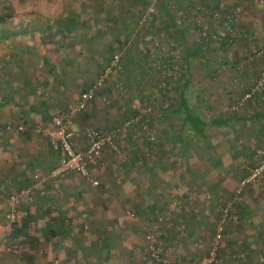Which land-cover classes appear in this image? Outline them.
I'll list each match as a JSON object with an SVG mask.
<instances>
[{"label": "crops", "instance_id": "obj_1", "mask_svg": "<svg viewBox=\"0 0 264 264\" xmlns=\"http://www.w3.org/2000/svg\"><path fill=\"white\" fill-rule=\"evenodd\" d=\"M187 2L209 12L208 20H219L220 30L211 31L221 36L220 43L204 40L193 24L184 31L193 39L182 49L187 73L198 72L203 82L185 81L182 90L187 83L193 93L180 94L181 106L173 103L165 141L130 144L119 135L126 160L106 147L90 167L98 186L75 171L53 175L58 156L46 134L30 129L18 136L14 129L0 127V264H194L207 253L218 225L223 227L219 254L225 264H264V179L241 186L245 168L257 163L248 145L264 143V101L259 96L264 95V85L235 113L231 110L253 88L257 77H248L264 66V7L258 0ZM84 5L77 8L82 13L76 20L85 25L93 18L103 20L96 6ZM177 32L178 37L184 33ZM44 34L37 42L35 64L27 61L20 68L29 71L27 76L41 69L28 88L24 86L30 100L19 89L23 80L15 82L18 87L5 100L11 103L12 119L14 114H34L47 121L75 104L97 83L100 62L106 68L109 64L101 50L110 58L118 40L112 30L89 27L66 26ZM122 35L125 42L129 32ZM134 59L137 63L138 56ZM101 88L93 92L84 114L75 118L80 131L87 125L101 131L117 127L136 99L131 93L121 105H105L104 100H110L104 92L107 85ZM9 115L2 116L4 122L11 121ZM212 123L219 136L209 140L207 127ZM76 145H84L83 136ZM136 156L146 159L140 157L137 164ZM10 196L18 197L13 203L16 223L44 224V236L1 235L10 224L5 208ZM157 210L170 218L162 224L163 234L175 246L160 260L143 254Z\"/></svg>", "mask_w": 264, "mask_h": 264}, {"label": "rangeland", "instance_id": "obj_2", "mask_svg": "<svg viewBox=\"0 0 264 264\" xmlns=\"http://www.w3.org/2000/svg\"><path fill=\"white\" fill-rule=\"evenodd\" d=\"M72 1L73 3H67L63 0L61 8H58V4H60L58 0H0V12H11L12 14L9 19L5 17L0 18V55H2V57H0V67H3V69L0 70L4 72L10 67L22 66L27 61L30 64H35L37 42L45 39L44 36L46 33L44 34V32L46 28L44 26L47 23L44 22L48 18L59 17L61 13L67 17V15H71L72 12L80 10L77 8H80L83 3L85 7L96 6V12H99L98 15L103 18L99 25L103 27L102 25L105 23L106 28L108 27L110 31L112 30V33H115L118 39L116 43L117 47L112 50V58L107 67L112 64L114 55L118 56L117 64L120 66V68L116 66L111 68V71L106 75L105 80H107L101 85V89L107 85L106 91L104 92L107 93L108 98H110L108 102L104 100L103 103L115 107L116 105L118 106L127 102L126 100L130 98L128 96L134 93L133 95L136 99L129 103L128 107L130 109L127 114L128 116L125 115L126 118L132 116L134 113L143 111L147 106L152 108L149 117L150 124L152 125H150V128L145 132L142 131L139 136H135L134 139L129 140V136H127L129 133L121 134L123 138L120 139L129 140L128 143L130 144H138V142H140L156 145L161 140L165 141V129L167 130L169 127L168 119H171L170 116L174 109L173 103L174 105H180V94L186 97L187 94L193 93L190 84L188 85L187 83L182 90L185 81L192 80L197 85L203 82V78H200L201 75L198 72L193 74L187 73L182 49L183 47L188 48L193 39H190V32L184 31H187V27L193 24L196 26L195 31L200 33V36L204 40H212L216 43H220L221 36L218 35V33L212 36L214 32L211 31V29L215 32L216 30H220L218 27L219 20L215 18L214 20H208L205 16H207L209 12H204L201 6L196 7L188 4V0ZM151 5L154 7V12L146 15V10ZM190 9H192V11ZM192 15H194V18H192ZM45 16H48V18L46 19ZM205 24L208 25L207 31L204 29ZM66 26L67 29L88 27L85 24H75L73 18H71L70 23L63 24V27ZM129 29L133 31L130 32ZM177 30H183L184 33L178 37L175 33ZM123 31L129 32V35H126L127 38L125 42L122 39ZM145 42L146 44H144ZM223 43L229 44V41ZM110 44L111 42H109V45ZM136 51L137 54H135ZM214 52L215 51H213V53ZM218 54V52H215L214 55ZM137 56L138 62L136 63L134 58ZM198 56H200V53ZM130 60L136 64L132 63ZM105 70L106 68H104L103 71H98V78L105 73ZM253 73L248 78H256L258 76ZM31 75L36 76V71H33ZM212 77L215 78L216 76L212 75ZM5 78L6 77L0 78V103L4 102L14 90V88L11 87L14 85H12L11 82H7ZM21 80H24V78L20 77L19 81ZM9 81H12V79ZM132 82L134 85H131ZM119 85H123L124 91L120 90ZM21 87L22 88L19 89H21L25 95L26 89L23 85H21ZM10 105L11 103L8 102L4 105H0V120L2 121L0 122V127L3 129H11L10 132L14 129V132L17 133L18 136H22V132L25 131H20L18 129V126L21 124L27 127L26 130H33L34 127L39 124L50 125L49 119H51V117L47 118L49 120V122H47L48 120L44 121L38 119L34 114L29 117H20L14 114L15 118L12 119L13 116L9 115V112H11ZM72 105L73 104H69L67 107ZM16 109L20 110V108ZM211 109V111H214V108ZM14 112L16 113V111ZM232 112L235 113V111ZM6 114L11 117V121H3L2 116ZM208 118V116L205 117V119ZM214 124L212 123L211 128L210 126L207 127V137L209 140L219 136V133L214 128ZM73 125L76 129L77 126H75V122ZM163 128L164 131H162ZM174 128H177V126ZM175 133H177V130ZM151 135L155 136L153 141H150L149 137ZM124 136L126 137L124 138ZM183 136L185 137V134ZM17 146H19V142ZM144 152L147 153L148 151L145 149ZM117 155L122 157L123 154ZM146 156L150 158L155 157L154 154H147ZM140 157L142 161L146 159L143 156H136L137 164L139 163ZM130 159L129 157V160ZM6 219L10 224H6L7 230H5L3 234L1 233V235L12 239H16L18 236L27 237L31 235L41 237L47 232L43 227L44 224H17V214L13 221L7 216ZM153 224H155V220Z\"/></svg>", "mask_w": 264, "mask_h": 264}, {"label": "built area", "instance_id": "obj_3", "mask_svg": "<svg viewBox=\"0 0 264 264\" xmlns=\"http://www.w3.org/2000/svg\"><path fill=\"white\" fill-rule=\"evenodd\" d=\"M258 1L264 7V0ZM146 12V15L152 14L154 12L153 5L149 6ZM215 16L217 15L215 14ZM214 18L218 20L217 17ZM226 19L227 23H229V16H227ZM207 28L208 25L205 24L204 29L206 30ZM260 53L264 56V48ZM117 60L118 56L114 55L112 64L106 68L105 73L98 79L97 83L92 88L82 92L75 104L67 107L61 112L53 114L50 119V125L39 124L34 127V131L46 134L53 150L58 156V164L52 172L53 175H57L60 172L75 171L92 186H98L99 181L94 177L90 167L97 164L104 149L109 147L114 153L123 154L122 145L117 141L119 135L129 133L128 138L130 140L134 139L135 136L137 137V135L139 136L142 131L145 132L150 128L149 117L152 108L148 106L143 111H139L132 116L127 117L117 127L110 128L107 131H101L96 127L88 125L84 127L83 131L73 127L76 116L78 114H84L93 92L99 88V86L101 87L107 73H109L114 66L120 68L117 64ZM263 85L264 66L255 79L253 88L243 95L236 104L232 105L231 110L236 111L240 106L244 105L246 100L252 98L256 92L260 93ZM122 86L123 85H119V88L121 91H124ZM259 96L260 100L264 101V95L261 93ZM18 129L20 131H25L27 127L21 124L18 126ZM80 136L84 137V145L78 147L76 141ZM149 138L150 141H153L155 136L151 135ZM248 147L255 152L257 163L245 168L246 174L241 180V186L256 182L258 179H264V143L258 146L249 144ZM127 158L128 156L124 154L122 155L123 160H126ZM17 198V196H10L8 198L10 199L9 202L5 205V208L8 211L7 217L12 221L16 217L15 204L17 203ZM154 219V226L146 234V243L143 249V254L146 258L160 260L167 252L175 249V246L173 245V242H168L163 234L162 224L164 221L169 223L170 218L163 212L157 210ZM180 228H182V225H180ZM222 233L223 227L222 225H218L207 253L194 264H225L224 256H220L219 254Z\"/></svg>", "mask_w": 264, "mask_h": 264}, {"label": "trees", "instance_id": "obj_4", "mask_svg": "<svg viewBox=\"0 0 264 264\" xmlns=\"http://www.w3.org/2000/svg\"><path fill=\"white\" fill-rule=\"evenodd\" d=\"M58 1L60 2V4H58V8H61V6L63 4V0H58ZM64 1H66L67 3H73L72 0H64ZM48 11H49V7H48ZM81 13H82L81 10L74 11V12H72V14L69 17H66L63 13H61V15L59 17L50 18V19L48 18V16H45V18L46 19L48 18V19L44 22V23H47L44 27L46 28V30H55V29L62 28L63 26H61V23L62 24L63 23H68V21H70V19L72 18V16H75V23L76 24H78V23L84 24L79 19L76 20V18L78 17V15L81 14ZM45 15H47V14H45ZM11 16H12L11 12H0V18H4L5 17V18H8L9 19ZM100 23H101V21H99L98 19L95 20L93 18L92 20L91 19L88 20V22L86 24H87V26L89 28H95V29H98V30H101V31L102 30H106V33L108 31H110V29L108 27L106 28V24L105 23H103V25H102L103 27H101L99 25ZM58 26H60V27H58ZM55 27H58V28H55ZM101 35H104V33H101ZM109 50H110V48H109ZM101 56L104 57L103 59L105 61L107 60V63L106 64H108L109 61H110L111 56H110V58H108L109 57V54L106 52V49L105 50L104 49L101 50ZM0 57H2V55H0ZM22 66H19V67L14 66L13 68L10 67L6 71H4V72L1 71L3 69V67H0V69H1L0 70L1 71L0 78L1 77H3V78L6 77L5 80L7 82H11V84L14 85V86H11V87L17 88L18 86H15V82H19V78L20 77H23L24 80H23V84L22 85L25 86L26 88H28L29 82H31V80L33 78H35L36 76H32L31 73L28 74L29 76H27V74H25V73H29V71L20 72V68ZM27 66L29 67V65H27ZM104 68H106V65L105 64L103 65L102 62H100L99 71H101V70L103 71ZM23 70H24V68H23ZM40 70L41 69L36 70L37 73H40ZM64 70L66 72H68V68H65ZM71 71L73 73H75V70L71 69ZM24 74H25V76H24ZM10 79H12V81H9ZM46 79H47V77L45 78V80L43 79V81H47ZM41 96L42 95H40V98H41ZM25 98H26L27 102L30 100L28 95H25ZM33 98L35 100V98H36V95L35 94L33 95ZM43 98H44V96H43ZM11 99H13L12 96H11ZM38 102H40V100ZM5 103H6L5 101L4 102H1L0 105L1 104L4 105ZM14 103H15V101H14ZM220 256H222V255H220Z\"/></svg>", "mask_w": 264, "mask_h": 264}]
</instances>
